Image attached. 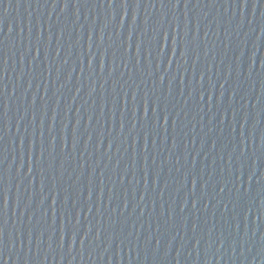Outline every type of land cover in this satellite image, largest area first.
Listing matches in <instances>:
<instances>
[{"label":"water","instance_id":"obj_1","mask_svg":"<svg viewBox=\"0 0 264 264\" xmlns=\"http://www.w3.org/2000/svg\"><path fill=\"white\" fill-rule=\"evenodd\" d=\"M0 264H264V0H0Z\"/></svg>","mask_w":264,"mask_h":264}]
</instances>
